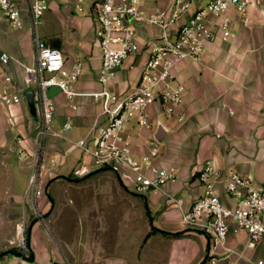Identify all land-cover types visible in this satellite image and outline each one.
I'll use <instances>...</instances> for the list:
<instances>
[{
    "label": "crops",
    "instance_id": "obj_1",
    "mask_svg": "<svg viewBox=\"0 0 264 264\" xmlns=\"http://www.w3.org/2000/svg\"><path fill=\"white\" fill-rule=\"evenodd\" d=\"M46 1L41 35L60 48L66 66L82 60L83 71L72 99L60 90L52 95V127L61 129L66 121L70 127L64 131L66 137L49 134L45 138L38 163L51 199L45 201L43 197L40 202L46 207L47 220L55 208L63 212L70 209L65 206L64 193L72 189L78 194L74 208H93H89L88 218L84 215L85 220H77L76 227L69 228L72 234H66L65 222L63 231L69 241L63 238V245L52 230L50 235L33 223L29 235L32 261L205 264L208 255L215 253L221 256L215 264H258L259 259L264 264V233L255 246L246 247L247 231L230 222L225 242L215 244L211 235L186 225L181 218L182 211L203 192L196 174L206 162L221 171L234 169L249 176L253 186L264 187V0H250L245 14L231 8V35L222 38L218 34L205 43L199 59L186 58L172 68L175 81L185 86L178 107L185 114L184 120L165 116L156 103L150 106V128L134 120L124 126L123 132L131 135L135 155L144 153L148 140L154 138L158 155L153 162L176 168L175 179L166 185L173 198L162 191L136 192L130 174L92 166L90 156L75 144L82 137L91 141L106 121L101 101L89 94L102 87L98 81L100 51L94 14L98 0ZM206 1L192 0L190 11ZM140 3L152 11L169 9L172 0ZM23 18V26L15 28L0 13V51L6 50L13 57L0 64V89L5 75L11 76L21 91L33 87L26 86L23 75V65L32 62L34 55L25 13ZM137 30L140 50L124 58L109 85L121 94L133 88L148 56L143 40L154 39L159 33L157 26L147 24L137 25ZM32 134L23 102L6 105L0 97V220H17L18 209L23 215V192L35 159ZM221 178L215 182V191L225 205L233 206L236 198L226 192ZM229 249L240 250L243 256H224Z\"/></svg>",
    "mask_w": 264,
    "mask_h": 264
},
{
    "label": "built area",
    "instance_id": "obj_2",
    "mask_svg": "<svg viewBox=\"0 0 264 264\" xmlns=\"http://www.w3.org/2000/svg\"><path fill=\"white\" fill-rule=\"evenodd\" d=\"M191 3L192 0H172L169 9L152 11L145 10L140 0H98L94 5L95 35L100 51L98 81L102 87L89 94L101 101L106 121L91 141L82 137L74 142L90 156L92 166L110 168L122 175L130 174L133 189L139 193L162 191L173 198L166 185L175 179L177 170L153 162L158 155V144L154 138L148 140L144 153L135 155L131 135L123 132L126 122L134 120L139 126L150 128V106L156 103L162 106L165 116L184 120L185 114L178 107L183 100L185 86L175 81L172 68L180 60L199 59L205 43L218 34L222 38L229 37L232 20L229 10L233 8L245 14L250 0H207L190 11ZM46 8V0H0V13L13 27L21 28L23 13L26 14L33 46V60L23 65V75L26 86L37 89L40 125L31 135L35 159L23 199L32 208L34 220H45L38 205L43 190L38 157L45 138L49 134L66 137L64 131L70 127L69 121L64 122L61 129L52 127L55 102L48 88L56 85L67 99H72L77 94L75 84L83 71L82 60L76 59L66 66L60 48L41 35L39 28ZM139 24L157 26L159 33L154 39L143 40L148 56L133 88L121 94L110 89L109 85L124 58L141 48ZM12 58L8 51H0V64ZM20 92L11 76L5 75L0 89L2 102L6 105L21 102ZM196 176L203 185V192L182 211L183 222L211 235L215 244L225 242L230 222H234L248 233L245 246H255L264 233V187H255L249 176L231 168L221 171L210 162H206ZM220 176L226 192L236 198L233 206L225 205L215 191L214 185ZM19 220H28V217L23 212ZM9 242L12 258L0 259V264H35L31 259L24 222L18 223L15 237ZM230 253L243 256L240 250L235 249H229L224 256ZM220 257L215 253L209 254L205 264H215ZM257 263L263 264V260L259 259Z\"/></svg>",
    "mask_w": 264,
    "mask_h": 264
},
{
    "label": "rangeland",
    "instance_id": "obj_3",
    "mask_svg": "<svg viewBox=\"0 0 264 264\" xmlns=\"http://www.w3.org/2000/svg\"><path fill=\"white\" fill-rule=\"evenodd\" d=\"M81 4H84V2H81ZM64 194L66 195V201H65L66 205L65 206L67 205L70 206V209L69 210L66 209L65 212H63L62 209L58 210L55 208L54 209L55 212L54 213L52 212V215L50 216L49 220H47L48 218H47L46 207L40 201L43 197L45 201H49L50 197L46 194V182L43 181V190L41 192L40 197L38 198V205H39L40 211L43 213L45 217V220H34L33 211H32V208H30L28 201H26V203L24 204V209H23V212L28 217V220H19L22 215V210L20 211V209H18L19 218L17 220H0V229H1L0 239H2L3 237V239L0 240L1 242L0 243V258H3L5 254L10 253L12 247L9 241L15 237V234L17 231V225L20 222L25 223V233H26L28 243H29L30 229L33 223L40 224L44 229L48 231L50 235L53 232V235L60 241L61 245H63V238H65L66 241L68 242L69 235H66V234H69V233L72 234L69 228H75L77 225V220H85L84 215L86 216V218H88L87 214H88L89 208H93V207L84 206L82 208H74V206H76L75 204L78 202V198H77L78 194L76 193V190L73 191L72 189L71 191L65 192ZM68 198H70L71 201H69V203L67 204ZM95 216L96 214L91 216V218H94ZM68 220H72V221L68 222ZM120 220H125V218H120ZM127 220H132V219L128 218ZM134 220H137V219H134ZM65 222L67 224L66 234L64 233L65 231H63V226ZM49 226H51V229ZM151 231L154 232V229ZM8 258L11 259L12 254H9Z\"/></svg>",
    "mask_w": 264,
    "mask_h": 264
},
{
    "label": "water",
    "instance_id": "obj_4",
    "mask_svg": "<svg viewBox=\"0 0 264 264\" xmlns=\"http://www.w3.org/2000/svg\"><path fill=\"white\" fill-rule=\"evenodd\" d=\"M57 44V42H54ZM59 88L56 85H51L48 88V93L53 95ZM21 101L24 104L26 116L28 118V128L30 132H34L40 125V111L37 100L36 87L26 88L20 92ZM160 132V130H159ZM52 264H60L57 261H53Z\"/></svg>",
    "mask_w": 264,
    "mask_h": 264
},
{
    "label": "trees",
    "instance_id": "obj_5",
    "mask_svg": "<svg viewBox=\"0 0 264 264\" xmlns=\"http://www.w3.org/2000/svg\"><path fill=\"white\" fill-rule=\"evenodd\" d=\"M172 234H173V233H172ZM176 234H178V232H177ZM30 255H31V253H30Z\"/></svg>",
    "mask_w": 264,
    "mask_h": 264
}]
</instances>
